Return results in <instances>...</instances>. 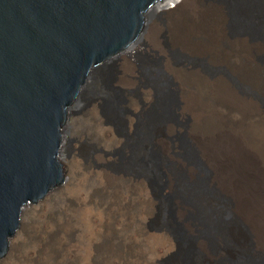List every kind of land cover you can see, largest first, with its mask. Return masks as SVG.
<instances>
[{
	"label": "bare ground",
	"instance_id": "bare-ground-1",
	"mask_svg": "<svg viewBox=\"0 0 264 264\" xmlns=\"http://www.w3.org/2000/svg\"><path fill=\"white\" fill-rule=\"evenodd\" d=\"M153 17L109 84L92 75L69 112L84 121L90 157L77 146L84 138L68 151L67 126L68 186L49 206L20 212L30 217L18 223L7 264H163L169 256L173 264H264V0H182L165 13V28ZM142 50L157 63L149 80L134 60ZM161 75L167 101L155 84ZM108 85L122 92V133L102 112ZM177 134L190 142L189 159L172 141ZM157 150L183 173V188ZM151 167L185 254L167 227L151 224L161 215Z\"/></svg>",
	"mask_w": 264,
	"mask_h": 264
},
{
	"label": "water",
	"instance_id": "water-1",
	"mask_svg": "<svg viewBox=\"0 0 264 264\" xmlns=\"http://www.w3.org/2000/svg\"><path fill=\"white\" fill-rule=\"evenodd\" d=\"M172 1L0 0V264L20 212L68 186L60 146L91 76L123 61Z\"/></svg>",
	"mask_w": 264,
	"mask_h": 264
},
{
	"label": "rangeland",
	"instance_id": "rangeland-1",
	"mask_svg": "<svg viewBox=\"0 0 264 264\" xmlns=\"http://www.w3.org/2000/svg\"><path fill=\"white\" fill-rule=\"evenodd\" d=\"M182 0H179L176 2V4L171 3L169 7H165L163 11H159L154 14L153 17V22L160 28H165L166 24L168 23L165 20V13L171 10H174L175 6L177 4H180ZM224 2V1H223ZM228 8L229 15H230V28H231V33H233L234 30L238 31L237 28V21L236 17L233 13V9L231 7L230 2H224ZM230 4V5H229ZM174 6V7H173ZM225 6V5H224ZM162 38L166 40V33H162ZM173 57L177 61H182V56L176 54L175 52L173 53ZM256 59H258V55H256ZM135 62L140 66L143 72V76L146 80L152 79L153 78V72L152 68H156L157 63L147 52L144 50L141 51V53L134 59ZM119 65H121V61L114 62L111 64V68L101 71L99 73L97 81L102 84V86L109 84V82L115 77L117 70L119 68ZM149 69V70H148ZM155 84L157 91L159 95L164 98L167 101L168 94L171 95V90H170V85H169V80L167 78H164L163 75L155 77ZM169 81V82H168ZM109 86V85H108ZM106 95L103 96V102H102V112L104 116L110 120L113 121V124L116 128V130L120 133L125 132V122L124 118L122 116V112L124 113L125 111V105H123V97H122V92L117 90L116 88H113L110 86L108 87ZM94 89L95 86L90 89V92L85 96L86 100H89L91 98L92 94H94ZM136 93V92H135ZM136 96L137 93L135 94ZM85 100V101H86ZM260 105L262 108H264V100H260ZM119 105V107H118ZM85 125L84 121L80 118L79 115L75 113H70L69 118H68V133H67V148L68 151H73L74 148H76L77 142L82 141V139L86 136L85 133ZM172 141L174 144L178 147L180 150L181 154L185 156L187 159H189V149H188V143H190L183 135L177 134L172 137ZM186 141V142H185ZM138 143V142H137ZM136 145V143H134ZM77 146L80 147L82 150V154L85 158V160H88L90 157V151H91V143L84 138L83 142L78 144ZM160 153L164 160L171 164V171L175 174L176 179L179 181L180 186L179 188H183L184 184L187 183L185 180V176L183 173L179 172L176 170L175 166L167 160V158L159 151L157 150L155 153ZM155 153H151L150 158L155 155ZM67 156H65V153L61 155V163L63 166V170L65 173V162H66ZM151 170L148 171V176H149V181L152 186V189L154 191V194L156 198L159 200L160 206H161V215L159 219H155L151 222L152 225H159L161 226L162 224L167 227L177 238L178 242L181 243L182 249H183V254H185V251L187 249V246L185 245V240L183 237V231L179 227V225L176 223L175 219L171 215V204L168 203V198L167 194L162 191V186H163V181L161 180V177L159 174L151 167ZM165 194V195H164ZM28 215H22V219L25 222H28L29 220ZM171 256L162 259L161 261L163 264H173L171 261Z\"/></svg>",
	"mask_w": 264,
	"mask_h": 264
}]
</instances>
